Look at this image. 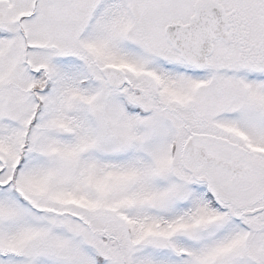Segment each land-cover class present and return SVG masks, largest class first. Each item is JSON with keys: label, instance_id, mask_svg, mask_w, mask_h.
I'll return each mask as SVG.
<instances>
[{"label": "snow or ice", "instance_id": "snow-or-ice-1", "mask_svg": "<svg viewBox=\"0 0 264 264\" xmlns=\"http://www.w3.org/2000/svg\"><path fill=\"white\" fill-rule=\"evenodd\" d=\"M0 264H264V0H0Z\"/></svg>", "mask_w": 264, "mask_h": 264}]
</instances>
